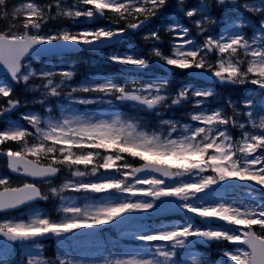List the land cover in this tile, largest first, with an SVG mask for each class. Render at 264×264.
Segmentation results:
<instances>
[{"label":"snow or ice","instance_id":"1","mask_svg":"<svg viewBox=\"0 0 264 264\" xmlns=\"http://www.w3.org/2000/svg\"><path fill=\"white\" fill-rule=\"evenodd\" d=\"M167 3L50 0L40 6L26 0L9 10L8 0H0V18L22 21V30H14L13 23L0 31V157L11 172L32 178L13 186L10 177L0 174V214L59 198L55 214L0 216V264H264V97H246L244 110L231 98L213 106L216 86L202 83L214 79L218 85L251 84L264 90V0H214L227 13L216 35L210 26L221 21L211 15L212 0L190 7L177 0L178 16L195 17L196 34L182 23L166 21L165 32L175 33L180 42L170 37L165 52L164 33L149 25ZM244 13L261 17L251 36L244 31L250 26ZM58 17L77 23L104 18L120 26L46 33L49 19ZM146 29L149 52L114 50L108 55L113 63L139 69L136 77L125 73L72 86L75 65L60 71L33 65L34 57L80 47L99 53L120 37ZM157 69L191 72L192 81L174 89L168 75L144 79ZM20 84L30 99L15 94ZM57 100L62 101L59 116L54 115ZM28 103L39 105L41 114L22 113L19 122H10V114ZM101 103L131 105L137 115L85 114L73 107ZM178 109L181 117L171 115ZM65 171L71 176L59 186L42 188ZM237 182L248 189L245 199L206 201L221 185ZM68 192L89 202L81 205ZM169 210L186 213L184 222L141 223L131 233L148 247L100 261L69 255L82 230L121 227L136 214ZM46 238L60 246L53 257L46 255ZM202 244L218 245L221 259L201 256L196 249ZM18 246L27 255L14 259Z\"/></svg>","mask_w":264,"mask_h":264},{"label":"rangeland","instance_id":"2","mask_svg":"<svg viewBox=\"0 0 264 264\" xmlns=\"http://www.w3.org/2000/svg\"><path fill=\"white\" fill-rule=\"evenodd\" d=\"M193 1H196V0H193ZM23 2H26V0H12V6L14 5V6H19L21 3H23ZM28 2H30V0H28ZM198 2V1H197ZM253 2H257L256 0H253ZM173 10L175 11V12H177V6L175 7V8H173ZM241 11H243V9H241ZM259 21L261 20V18H259L258 19ZM18 22H20V21H18ZM13 23H15L16 24V26L18 25L17 24V22L16 21H14V22H12V24ZM256 28V25H252L251 26V33L249 34V36H251V34H252V32L254 31V29ZM135 36H138V35H135ZM131 49H134L135 51H137V52H139V50H141L140 48H135V47H133V46H131ZM44 66H49V67H52V68H54L55 70H57V71H60V70H67V69H69V68H71L70 66L69 67H55L52 63H47L46 65H44ZM43 66V67H44ZM248 85H250V84H245L244 86L246 87V86H248ZM72 86H75V83H73L72 84ZM257 86H253V87H251V88H247L246 90H240L239 91V94H238V97H236V92L234 91V90H230L228 93H229V96H228V98H231L233 101H237V102H239L240 103V108H241V110H244V108H245V105L243 104V100L246 98V97H252V98H255V99H257V100H259V99H261L262 97H264V92H262V91H257V88H256ZM221 96V95H220ZM218 98L219 97H216V98H214L213 100H211L210 102H212V103H216L217 102V100H218ZM62 103V101H60V100H57L56 101V112H55V114L54 115H56V116H59V114H60V104ZM105 105V106H108L109 104L108 103H101V104H99V105ZM128 106H130V107H132L131 105H128ZM75 109H76V111L77 112H79V113H85V114H90V113H88V112H86V111H81L80 109H78L77 108V105H74L73 106ZM133 108V107H132ZM118 112H109V111H104V110H101V111H99V112H96V113H91V114H100V115H104V116H110V115H114V114H117ZM36 114H38V113H36ZM44 115L46 116L47 114H46V112L44 113ZM171 115H173V116H175V117H181L182 115H183V113H182V110H176V111H174L173 113H171ZM5 167H6V164H4V163H1L0 164V174H3V175H5L4 174V169H5ZM6 176V175H5ZM67 177H69V176H67V174H65V175H63V177L60 179V181H58L57 183H54V185L53 186H59L61 183H63L64 182V180H65V178H67ZM73 179H80V178H74L73 177ZM205 199H206V201L207 202H209V203H216V202H218V200H214V199H211L210 197H205ZM223 200H225V201H232V200H229V199H223ZM170 211V210H169ZM169 211H165V212H162V213H167V212H169ZM0 222H2V220H0ZM174 223V222H173ZM209 224H213L214 226L216 225L213 221H209L208 222ZM121 228H122V226H121ZM124 234V233H123ZM119 255H122V254H119ZM73 257V256H72ZM75 258H77V259H83V260H85V261H100V260H102V259H98V258H96L95 256H85V257H75ZM102 258V257H101Z\"/></svg>","mask_w":264,"mask_h":264}]
</instances>
